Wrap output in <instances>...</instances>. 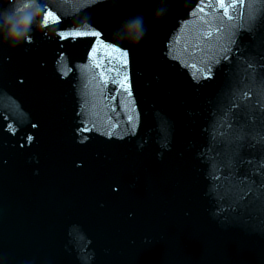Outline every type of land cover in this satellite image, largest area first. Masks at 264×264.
Here are the masks:
<instances>
[{"label":"clouds","instance_id":"obj_1","mask_svg":"<svg viewBox=\"0 0 264 264\" xmlns=\"http://www.w3.org/2000/svg\"><path fill=\"white\" fill-rule=\"evenodd\" d=\"M0 3L14 4L15 0H0ZM26 9H31L30 4L24 6ZM38 13L34 11L22 12L16 16H5L3 21V27L7 29L6 35L9 38L18 39L27 33V30L31 27L36 20ZM129 29H135V37L140 38L143 35V22L142 18H136L128 25Z\"/></svg>","mask_w":264,"mask_h":264},{"label":"snow or ice","instance_id":"obj_2","mask_svg":"<svg viewBox=\"0 0 264 264\" xmlns=\"http://www.w3.org/2000/svg\"><path fill=\"white\" fill-rule=\"evenodd\" d=\"M244 2H247V0H238V3H244ZM229 7H235V5L231 4V0H224V3L221 4V8L224 10L225 15L229 14ZM49 15H51V13H49ZM45 23H47L46 20Z\"/></svg>","mask_w":264,"mask_h":264}]
</instances>
